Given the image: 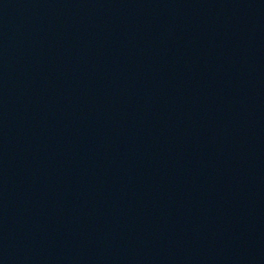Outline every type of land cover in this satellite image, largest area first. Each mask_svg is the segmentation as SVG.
Segmentation results:
<instances>
[{"label": "water", "instance_id": "1", "mask_svg": "<svg viewBox=\"0 0 264 264\" xmlns=\"http://www.w3.org/2000/svg\"><path fill=\"white\" fill-rule=\"evenodd\" d=\"M0 264H264V0H0Z\"/></svg>", "mask_w": 264, "mask_h": 264}]
</instances>
